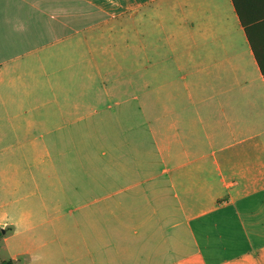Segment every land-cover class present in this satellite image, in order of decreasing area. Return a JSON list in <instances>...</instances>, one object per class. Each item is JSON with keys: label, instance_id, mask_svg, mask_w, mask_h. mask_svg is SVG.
Masks as SVG:
<instances>
[{"label": "crops", "instance_id": "0c3cea01", "mask_svg": "<svg viewBox=\"0 0 264 264\" xmlns=\"http://www.w3.org/2000/svg\"><path fill=\"white\" fill-rule=\"evenodd\" d=\"M118 20L124 45H101ZM120 52L137 76L69 94L70 69ZM14 89L30 124L110 152L77 236L29 264H264V0H0L4 111Z\"/></svg>", "mask_w": 264, "mask_h": 264}, {"label": "rangeland", "instance_id": "374dc122", "mask_svg": "<svg viewBox=\"0 0 264 264\" xmlns=\"http://www.w3.org/2000/svg\"><path fill=\"white\" fill-rule=\"evenodd\" d=\"M123 23V20L116 21L114 38L110 41L103 38L101 45L122 47ZM116 57V64L124 67L115 68L111 74H107V69L101 70V76L97 70L87 67L70 69L69 94L80 91L92 94L99 82L106 83L104 78L121 80L139 74L133 70L135 68H128V63L124 64L122 52ZM131 60L130 57L128 61L131 63ZM13 91L15 96L7 92L9 109L5 110L8 111L0 107V230L3 231L0 261L29 264L33 254L43 252V248H60L53 244L55 240L77 236L75 222L88 210L81 207L83 203L92 206L93 192L88 178L94 167L100 165H103L102 171L106 168L107 172L110 152L107 134L103 132L79 131L70 125L62 131L49 133L30 124L32 118L18 116L15 108L19 101L20 111L30 112L32 103H22L21 94ZM130 105L139 106V100L130 101ZM133 120V125L140 123L139 117ZM30 241L45 244L38 251L21 253L28 246L25 243Z\"/></svg>", "mask_w": 264, "mask_h": 264}, {"label": "trees", "instance_id": "16d2710c", "mask_svg": "<svg viewBox=\"0 0 264 264\" xmlns=\"http://www.w3.org/2000/svg\"><path fill=\"white\" fill-rule=\"evenodd\" d=\"M1 230H0V238H1ZM0 264H13V262L11 260H3V261H0Z\"/></svg>", "mask_w": 264, "mask_h": 264}, {"label": "clouds", "instance_id": "9594fccd", "mask_svg": "<svg viewBox=\"0 0 264 264\" xmlns=\"http://www.w3.org/2000/svg\"><path fill=\"white\" fill-rule=\"evenodd\" d=\"M2 226L6 227L7 225H2Z\"/></svg>", "mask_w": 264, "mask_h": 264}, {"label": "water", "instance_id": "95a60500", "mask_svg": "<svg viewBox=\"0 0 264 264\" xmlns=\"http://www.w3.org/2000/svg\"><path fill=\"white\" fill-rule=\"evenodd\" d=\"M2 233H3V231H2Z\"/></svg>", "mask_w": 264, "mask_h": 264}]
</instances>
